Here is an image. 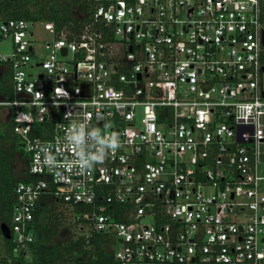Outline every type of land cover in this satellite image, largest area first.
<instances>
[{
    "label": "built area",
    "instance_id": "built-area-1",
    "mask_svg": "<svg viewBox=\"0 0 264 264\" xmlns=\"http://www.w3.org/2000/svg\"><path fill=\"white\" fill-rule=\"evenodd\" d=\"M96 1L69 36L40 23L42 58L34 25L0 22L13 242L54 202L120 264H264V0Z\"/></svg>",
    "mask_w": 264,
    "mask_h": 264
},
{
    "label": "trees",
    "instance_id": "trees-1",
    "mask_svg": "<svg viewBox=\"0 0 264 264\" xmlns=\"http://www.w3.org/2000/svg\"><path fill=\"white\" fill-rule=\"evenodd\" d=\"M96 0H0V22L6 20H24L35 23L50 22L57 32H65L67 36L73 31L80 30L89 20ZM76 13H79L76 15ZM264 16V2L262 4ZM0 98L12 99L13 91L9 79V67H0ZM17 136L12 132L11 124L5 134H0V224L2 223L7 235L2 236L4 256L0 257V264H120L111 252L104 249L107 239L100 233L92 232L89 238L76 232L66 240L54 242L60 225L65 218L66 209L52 212V205L38 203L34 209L31 223L32 240L24 247H17L10 235V221L16 203L15 185L19 181H28L25 172L21 178H15L12 162L17 152ZM10 142V148L7 143ZM19 151V150H18ZM20 152V151H19ZM24 164L27 160L20 152ZM83 211V206H74ZM52 216L53 223L49 224L48 217ZM28 253L29 257L25 258ZM86 254V256H85ZM85 256V257H83Z\"/></svg>",
    "mask_w": 264,
    "mask_h": 264
},
{
    "label": "rangeland",
    "instance_id": "rangeland-1",
    "mask_svg": "<svg viewBox=\"0 0 264 264\" xmlns=\"http://www.w3.org/2000/svg\"><path fill=\"white\" fill-rule=\"evenodd\" d=\"M32 2H39L41 0H31ZM79 13H76L78 15ZM34 32V37L31 39V45L34 46L35 50L39 53L40 58L44 56V50H43V45L46 41H49L51 39V35L44 30L43 26L40 25V23H35L34 28L32 29ZM12 49V44L8 41L0 44V51L4 53H10ZM1 71V70H0ZM39 70H36L38 72ZM12 89V88H11ZM8 99V98H5ZM1 101V98H0ZM11 124L10 117L8 114V107L7 106H2L0 105V134H5L6 131L8 130V126ZM10 142L7 143L8 148H10ZM16 150L17 152L14 155V159L12 162L15 178H21L24 175L25 172V164L23 162V158H21L20 152L18 149L22 150V148L19 147V143L16 142ZM52 212L54 211H59L60 215L62 214L61 207H57L55 204L52 206ZM83 211H79L73 207H69L66 209L64 216L65 218L63 219V223L60 225V230L58 232V235L54 238V242L60 241V240H66L70 238L72 234L76 232V225L79 221V218L82 216ZM145 223H149L150 219L146 218L143 220ZM49 224L53 223V218L52 216L48 217ZM87 232V229L84 230ZM7 235L6 228L5 226L1 223L0 224V257L4 256V250H3V241H2V236ZM115 239L108 240L105 244V247L107 249H116L118 248V242L114 241ZM25 258L29 257V254L26 253L24 254ZM86 256V254H85ZM83 256V257H85ZM15 264H25L24 262H15Z\"/></svg>",
    "mask_w": 264,
    "mask_h": 264
},
{
    "label": "water",
    "instance_id": "water-1",
    "mask_svg": "<svg viewBox=\"0 0 264 264\" xmlns=\"http://www.w3.org/2000/svg\"><path fill=\"white\" fill-rule=\"evenodd\" d=\"M263 44H264V35H263ZM62 53H63V54H65V53H66V50H65V48H63V49H62ZM263 95H264V93H263Z\"/></svg>",
    "mask_w": 264,
    "mask_h": 264
},
{
    "label": "crops",
    "instance_id": "crops-1",
    "mask_svg": "<svg viewBox=\"0 0 264 264\" xmlns=\"http://www.w3.org/2000/svg\"><path fill=\"white\" fill-rule=\"evenodd\" d=\"M4 68H5V66H4ZM106 249H107V248H106ZM107 250L111 251V249H107Z\"/></svg>",
    "mask_w": 264,
    "mask_h": 264
}]
</instances>
